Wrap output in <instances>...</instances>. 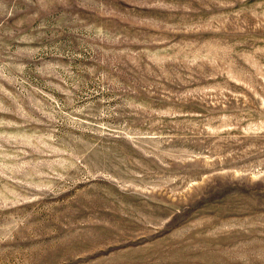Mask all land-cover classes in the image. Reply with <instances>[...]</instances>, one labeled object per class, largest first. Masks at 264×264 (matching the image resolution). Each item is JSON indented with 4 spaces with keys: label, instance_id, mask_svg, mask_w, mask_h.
Here are the masks:
<instances>
[{
    "label": "rangeland",
    "instance_id": "rangeland-1",
    "mask_svg": "<svg viewBox=\"0 0 264 264\" xmlns=\"http://www.w3.org/2000/svg\"><path fill=\"white\" fill-rule=\"evenodd\" d=\"M0 264H264V0H0Z\"/></svg>",
    "mask_w": 264,
    "mask_h": 264
}]
</instances>
